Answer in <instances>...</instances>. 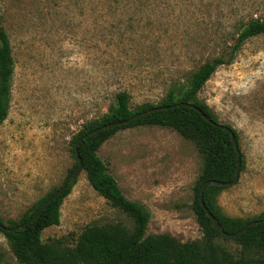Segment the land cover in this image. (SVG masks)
Returning <instances> with one entry per match:
<instances>
[{"label":"rangeland","instance_id":"obj_1","mask_svg":"<svg viewBox=\"0 0 264 264\" xmlns=\"http://www.w3.org/2000/svg\"><path fill=\"white\" fill-rule=\"evenodd\" d=\"M264 20V0H0V24L14 63L8 114L0 123V219L18 221L59 186L75 159L70 141L83 123L127 91L130 107L157 104L214 57H227L243 24ZM237 135L245 165L216 195L221 212L243 219L264 212V35L247 39L197 94ZM126 198L150 213L147 234L182 242L202 231L193 201L206 153L172 128H122L96 151ZM41 241L73 245L88 225L130 217L111 206L82 170ZM214 243L237 255L231 238ZM1 264H19L0 231Z\"/></svg>","mask_w":264,"mask_h":264},{"label":"trees","instance_id":"obj_2","mask_svg":"<svg viewBox=\"0 0 264 264\" xmlns=\"http://www.w3.org/2000/svg\"><path fill=\"white\" fill-rule=\"evenodd\" d=\"M258 35H264V20L252 18L241 27L226 58L217 56L205 62L191 74L186 84L174 83L157 104L132 109L130 94L125 90L117 91L113 106L100 116L83 123L80 130L72 137L70 150L75 162L67 174L77 165L74 144L83 134L107 123L128 119L154 106H171L180 102L192 103L213 122L219 123L208 106L197 99V94L218 66L230 62L247 39ZM13 68L9 38L0 24V123L8 114ZM139 125L172 128L184 138L197 140L206 153L204 168L194 186L193 211L202 231L200 239L182 242L168 233L147 234L149 211L144 205L124 196L116 180L107 172L105 164L98 157L97 149L116 131ZM225 126L231 128L229 125ZM232 130L237 140L236 132L233 128ZM77 150L91 187L111 206L130 217L133 223L132 228L121 223L91 224L81 231L73 245L64 244L60 239L43 243L42 231L48 226L59 223L60 205L63 198L69 194L75 182V176L68 181L62 194L25 229L13 232L0 230L19 264H264V221L248 227L241 234L231 238L240 245L237 255L214 243L215 238L219 236L227 237L218 232L200 205V188L210 179L230 181L235 173L237 156L226 130L207 122L195 109L177 105L166 110L146 113L124 125L93 133L78 145ZM244 165L245 161L241 153L240 171ZM59 186L50 189L43 197L35 201L18 221L10 220L7 224H3L0 219V223L8 227L23 224L37 212ZM223 188L225 187L207 186L203 191L202 199L225 232L234 233L252 220L264 219V212L251 219L230 217L221 212L216 204V195Z\"/></svg>","mask_w":264,"mask_h":264},{"label":"water","instance_id":"obj_3","mask_svg":"<svg viewBox=\"0 0 264 264\" xmlns=\"http://www.w3.org/2000/svg\"><path fill=\"white\" fill-rule=\"evenodd\" d=\"M177 105H180V106H187V107H191L193 109H195L207 122L211 123V124H214V125H217L221 128H224L226 130V132L229 134L230 138H231V142L233 144V147H234V150L236 152V156H237V162H236V169H235V173H234V176L233 178L230 180V181H219V180H214V179H210V180H207L205 181L201 188H200V194H199V203L200 205L203 207V209L205 210L207 216L211 219V221L213 222L215 228L218 230V232H220L222 235L226 236V237H229V238H233V237H236L237 235L241 234L244 230H246L248 227L250 226H254L256 224H258L259 222L261 221H264L263 220H252L250 222H248L247 224H245L242 228H240L239 230H237L236 232L234 233H227L223 230L221 224L218 222L217 218L206 208V206L204 205V202H203V199H202V194H203V191L204 189L207 187V186H222V187H230V186H233L234 184H236L238 182V179H239V173H240V167H241V151L239 149V146H238V142L236 140V137H235V134H234V131L232 130V128H229L223 124H220V123H215L213 122L206 114H204L198 107H196L194 104L192 103H186V102H180L178 104H175V105H171V106H166V105H162V106H154L152 108H149L147 110H144V111H141V112H138L136 114H134L133 116H131L130 118L128 119H125V120H120V121H115V122H110V123H107L105 125H102L100 127H97L85 134H83L74 144V153L77 157V165L76 167L69 173L65 176L62 184L57 188V190L51 194L46 200L45 202L42 204V206L37 210V212H35L26 222H24L23 224L21 225H18V226H13V227H8V226H5L3 225L2 223H0V230H3V231H8V232H13V231H17V230H20V229H25L31 222H33L35 219H37L41 214L42 212L46 209V207L54 200L56 199L57 197H59L62 192L64 191V189L66 188L67 186V183L70 179H72L73 177L77 176L82 170H83V167H82V160L81 158L79 157L78 155V150H77V147L78 145L86 138H88L89 136H91L93 133L95 132H98V131H101V130H104L106 128H111V127H115V126H121V125H124L126 124L127 122H129L130 120L138 117V116H141V115H144L146 113H150V112H154V111H160V110H166L168 109L169 107H174V106H177Z\"/></svg>","mask_w":264,"mask_h":264}]
</instances>
